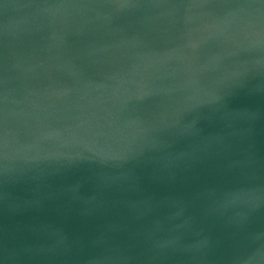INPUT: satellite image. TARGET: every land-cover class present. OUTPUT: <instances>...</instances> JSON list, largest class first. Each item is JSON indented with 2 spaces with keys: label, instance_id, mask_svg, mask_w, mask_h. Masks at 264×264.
<instances>
[{
  "label": "water",
  "instance_id": "1",
  "mask_svg": "<svg viewBox=\"0 0 264 264\" xmlns=\"http://www.w3.org/2000/svg\"><path fill=\"white\" fill-rule=\"evenodd\" d=\"M0 264H264V0H0Z\"/></svg>",
  "mask_w": 264,
  "mask_h": 264
}]
</instances>
